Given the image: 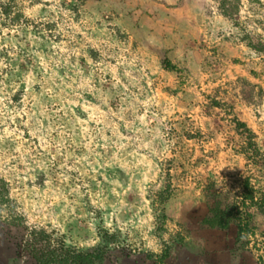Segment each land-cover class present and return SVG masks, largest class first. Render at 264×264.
<instances>
[{"label": "rangeland", "instance_id": "obj_1", "mask_svg": "<svg viewBox=\"0 0 264 264\" xmlns=\"http://www.w3.org/2000/svg\"><path fill=\"white\" fill-rule=\"evenodd\" d=\"M249 42L264 47V0H0V264H36L34 227L80 249L114 235L105 264H158L166 245L160 264H264ZM217 198L240 237L202 223Z\"/></svg>", "mask_w": 264, "mask_h": 264}, {"label": "trees", "instance_id": "obj_2", "mask_svg": "<svg viewBox=\"0 0 264 264\" xmlns=\"http://www.w3.org/2000/svg\"><path fill=\"white\" fill-rule=\"evenodd\" d=\"M223 14L231 18V13L224 8V5ZM249 46L257 51L264 50L262 45H253L251 42H249ZM164 64L169 69L173 67L168 60H164ZM237 126L238 128L247 130V139L249 145L252 146V133L246 124L239 121ZM243 191V199L245 202L251 201L257 204L249 179L244 180ZM8 195V183L4 178L0 177V204H6ZM235 210V206L224 204L222 199L217 198L209 207L208 213L203 218L202 223L212 229L226 230L232 223H235V214H240L239 210ZM1 218L0 213V221ZM235 225L238 229V236L240 237L244 228L240 223H235ZM247 226L248 223L245 227ZM53 236L51 232L36 227L30 229L29 233L25 236L23 248H25L36 264H105L106 260L112 256V253L118 251L117 249L119 248L115 245V236L107 232L102 235L101 243L81 249L71 246L65 241L57 240ZM172 249V246H165L161 255L158 256V264L165 262L171 256Z\"/></svg>", "mask_w": 264, "mask_h": 264}]
</instances>
